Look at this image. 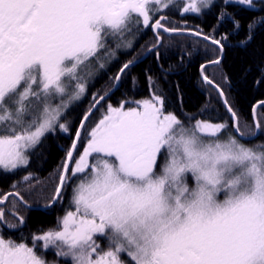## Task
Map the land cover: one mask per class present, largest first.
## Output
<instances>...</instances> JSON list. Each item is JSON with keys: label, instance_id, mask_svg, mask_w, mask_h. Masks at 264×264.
Listing matches in <instances>:
<instances>
[{"label": "snow or ice", "instance_id": "1", "mask_svg": "<svg viewBox=\"0 0 264 264\" xmlns=\"http://www.w3.org/2000/svg\"><path fill=\"white\" fill-rule=\"evenodd\" d=\"M224 2L254 7L253 0ZM167 7L164 0H0V169L27 166V150L46 133L67 131L59 123L62 109L84 95L95 65L103 68L101 61L114 54L110 40L130 48L126 36L141 18L144 27L176 31L164 27V16L152 22ZM183 11L199 13L198 0ZM136 103L109 106L79 160L67 153L53 202L69 173L80 183L75 211L62 218L60 230L34 235L32 246L0 236V264H46L36 250L40 241L74 264H125L122 256L127 264H264V152L234 136L222 139L225 124L186 127L165 111L161 96ZM93 154L97 162L90 164ZM23 180L30 183V174ZM98 238L107 239V250Z\"/></svg>", "mask_w": 264, "mask_h": 264}, {"label": "trees", "instance_id": "2", "mask_svg": "<svg viewBox=\"0 0 264 264\" xmlns=\"http://www.w3.org/2000/svg\"><path fill=\"white\" fill-rule=\"evenodd\" d=\"M253 3L254 7L246 8L215 0L203 13L195 15L183 13V2L177 1L155 12V16L160 14L167 17V28L214 38L220 41V48L193 36L162 35L161 45L143 61L127 69L117 89L89 117L82 129L74 159L82 153L87 133L102 109L106 111L109 105L116 106L124 101L152 98L154 94L163 98L165 111L175 114L185 126L196 121L225 124L227 127L223 134L236 138L232 117L222 105L218 92L200 80V67L218 60L220 49L223 51L221 62L204 68L202 73L223 93L227 105L235 113L240 133L244 136L253 135L252 110L257 104L264 103V24L260 23L261 18H264V0H255ZM222 13L227 15L222 17ZM233 20L239 21V27ZM250 24L251 29L248 27ZM117 43L109 41L114 54L101 61L104 63L103 68L95 65L86 92L70 104L60 118V121L65 122L67 131L56 128L45 135L35 147L27 151V166L13 171L0 169V198L18 192L27 202L24 204L32 207L27 208L14 197H10L0 207L4 213L3 220H0V236L4 239L32 246L34 235L60 230V217L75 210L73 190L80 179L71 177L70 173L61 198L48 210L35 208L48 206L52 202L81 120L93 104L114 87L115 77L123 64L142 57L156 45V40L148 28L134 25L132 46L117 48ZM255 115L260 132L256 139L244 142L249 146L264 145V105L256 108ZM29 174L30 183L23 180ZM20 217L24 218L22 227ZM96 243L101 249L108 247L107 239L98 238ZM42 245V241L38 242L36 250L46 264H74L71 256L58 255L60 249L56 246L50 245L45 250ZM63 250L67 251V248Z\"/></svg>", "mask_w": 264, "mask_h": 264}, {"label": "water", "instance_id": "3", "mask_svg": "<svg viewBox=\"0 0 264 264\" xmlns=\"http://www.w3.org/2000/svg\"><path fill=\"white\" fill-rule=\"evenodd\" d=\"M151 30H152V32H153L155 35L157 34L158 31L162 32V33H163L164 35H166V36H171V35H183V36H186V35L189 34L188 32H179V31L165 32V31H163V29H156V30L151 29ZM196 37H198V38H200V39H202V40H204V41H206V42H210V43H212L210 40H206V39H204L203 37H200V36H197V35H196ZM160 43H161V39L158 38V44H157L154 48L149 49V50H148V51L142 56V59L145 58V57H147L148 54H149L151 51H153L154 49H156L157 47H159ZM220 50H221V57H220V59L217 60L216 62H212L210 65H216V64H219V63L221 62V60H222V58H223V52H222V49H220ZM135 63H137V62H133L130 66L134 65ZM130 66H129V68H130ZM206 66H207V65H205L204 67H206ZM204 67H203V68H204ZM126 70H127V69H126ZM122 74H123V73H120V72H119V74H118L119 77H121ZM201 78H202V80H203L204 83L209 84V83L205 80V78L203 77V75H201ZM119 81H120V78H119V80H116L115 86L112 88V90L109 91L106 95H104V96H103V99L100 98V99L94 104V106L91 108V110L86 114V116H85V117L83 118V120L81 121V123H80V125H79V128H78V130H77V132H78V131H79V132L81 131V129H82V127L84 126V124L86 123L87 119H88V118L90 117V115L95 111V109L97 108V106H98L101 102H103V101H104L109 95H111V94L117 89V87H118V85H119ZM210 85H212L215 89H217V87H215L212 83H211ZM217 90H218V89H217ZM220 96H221L222 103H223L224 107L226 108V110L230 113V115H231L232 118H233V129H234V132H235V134L237 135V137H238L239 139H241L242 141H249V140L255 139V138L258 136V134H259V128H257V126H256V125H257V121H256V118H255V109H256V107L259 106V105H264V103H260V104H258L255 108H253V111H252V118H253V122H254V125H255V130H256L254 136H251V137H244V136L240 135V133H237V132L235 131V127H236V119H235V117H233L232 113L229 111V108H228V106L226 105L225 100H224V97H223V95H221V93H220ZM241 137H243V138H241ZM78 139H79V137H77V133H76V137H75L74 142H73V144H75V146L77 145ZM75 149H76V147L73 148V145H72V148H71L70 151H72V153H74ZM10 196L16 197V198L19 200V198H18L16 195H14V194L8 195L7 198L10 197ZM5 200H6V199H5ZM5 200L3 201V203H0V205H4ZM57 200H58V199H57ZM57 200L54 201V202H53V200H52V202L49 204V206L46 207V209L51 208V207L57 202ZM19 201H20V200H19ZM20 202H21V201H20ZM26 207H27V208H30V209L32 208V207H30V206H26Z\"/></svg>", "mask_w": 264, "mask_h": 264}, {"label": "rangeland", "instance_id": "4", "mask_svg": "<svg viewBox=\"0 0 264 264\" xmlns=\"http://www.w3.org/2000/svg\"><path fill=\"white\" fill-rule=\"evenodd\" d=\"M173 0H170V2H172ZM214 0H211V3L213 2ZM253 1H255V0H253ZM168 2V4L170 3L169 2V0H167L166 1V3ZM183 8L189 3V0H183ZM211 3H209L207 6H204L203 4H200L199 3V0H198V6H200L201 7V11L199 12V13H201V12H203ZM254 4V3H253ZM237 5H239V4H237ZM242 6V5H241ZM254 6H255V4H254ZM243 7H246V8H248L247 6H243ZM184 12V11H183ZM184 13H186V12H184ZM187 13H191V14H195V15H197V14H199V13H192V12H187ZM93 73H94V71H93ZM82 97V96H81ZM80 97V98H81ZM79 98V99H80ZM78 99V100H79ZM151 98H145V99H140V100H136V101H124L125 103H121V104H119V105H116V106H112V105H109V106H111V107H114V108H119V107H121V106H123L125 109H127V108H129V107H131V108H136V107H138V105H137V103L136 102H142V101H144V100H150ZM75 101H77V100H73V101H70V102H68V106L66 107V108H64V109H62V115L64 114V112H65V110L69 107V105L70 104H72L73 102H75ZM57 103H59V99L57 98V100H55V101H53V105H55V104H57ZM128 104V105H127ZM109 106L108 107H106V111L104 110V109H102V111L100 112V114H99V116H98V119L95 121V123L92 125V127L89 129V131H88V133H87V138L85 139V147L87 146V143H88V140L90 139V135H89V133L91 132V130L93 129V128H95L96 127V125H97V123L100 121V119H102V117L107 113V111H108V108H109ZM62 115H61V117H62ZM26 119H28V120H30L31 118L30 117H26ZM197 122V121H196ZM196 122H194V124H192V125H189V126H186V127H191V126H193V125H195L196 124ZM203 122H207V121H203ZM59 123H63V124H65V122H63V121H60L59 120ZM208 123H211V122H208ZM211 124H220V123H211ZM58 128V127H57ZM59 129V128H58ZM47 134V133H46ZM222 139H226V138H224L223 136H222ZM240 142V141H239ZM240 143H242V142H240ZM242 144H244V143H242ZM244 146L245 147H249V148H252L253 150H255V151H257V152H264V150L262 149V148H260V147H257V146H249V145H247V144H244ZM31 149V148H30ZM30 149H28V150H30ZM27 150V151H28ZM84 152V151H83ZM83 152L80 154V156L83 154ZM26 155H27V152H26ZM28 156V155H27ZM80 156H78L77 158H75V160H79V158H80ZM91 157V159H92V163H90V160H89V163L90 164H95L97 161H96V157H95V154H93V156H90ZM163 162V160H161V163ZM75 166V164L74 163H72V165H71V167H74ZM21 167H23V166H21ZM20 168V167H19ZM70 176H71V173H70ZM71 177H77V176H71ZM77 183V181L75 182V184ZM5 197V196H4ZM8 199L9 198H7L6 200H5V203H7V201H8ZM5 203H4V205H5ZM3 205V206H4ZM3 206H1V207H3ZM67 214V213H66ZM66 214H64L63 216H61L60 217V220H62V218L66 215ZM105 250H107V248L105 249ZM121 259L122 260H124L125 261V264H127V260H128V258H127V256H122L121 257Z\"/></svg>", "mask_w": 264, "mask_h": 264}, {"label": "bare ground", "instance_id": "5", "mask_svg": "<svg viewBox=\"0 0 264 264\" xmlns=\"http://www.w3.org/2000/svg\"><path fill=\"white\" fill-rule=\"evenodd\" d=\"M146 58V57H145ZM145 58H143L142 59V57H140V58H138V59H136V60H134V61H132V62H137V63H139V62H141V61H143ZM137 63H135V64H137ZM212 62H210V63H207V64H204L203 66H201L200 67V71H199V74H200V80L202 81V78H201V75H202V70H203V67L205 66V65H207V67H210V66H214V65H210ZM134 64V65H135ZM134 65H132V66H134ZM132 66H130V67H132ZM95 104V103H94ZM94 104H93V106H94ZM79 128V127H78ZM78 130V129H77ZM81 133H82V129H81V131H80V135H81ZM263 150H264V148H262ZM78 184H76L75 186H74V188L77 186ZM19 201V200H18ZM20 202V201H19ZM46 207L47 206H43V207H37V208H35V209H38V210H40V209H43V210H48V209H50V208H48V209H46ZM75 211V210H74ZM73 211V212H74Z\"/></svg>", "mask_w": 264, "mask_h": 264}]
</instances>
